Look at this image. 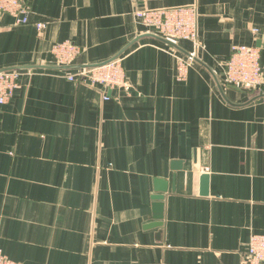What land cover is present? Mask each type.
<instances>
[{"label": "crops", "instance_id": "crops-1", "mask_svg": "<svg viewBox=\"0 0 264 264\" xmlns=\"http://www.w3.org/2000/svg\"><path fill=\"white\" fill-rule=\"evenodd\" d=\"M29 2V24L0 20V70L39 66L19 68L0 104V249L19 264H240L264 234V97L228 84L224 62L239 45L264 60V0ZM187 6L199 40L178 43L203 64L180 78L188 56L147 35L138 13ZM66 41L82 49L72 65L126 48L127 86L41 67L58 65L52 47ZM157 178L169 183L165 216L148 227Z\"/></svg>", "mask_w": 264, "mask_h": 264}, {"label": "built area", "instance_id": "built-area-1", "mask_svg": "<svg viewBox=\"0 0 264 264\" xmlns=\"http://www.w3.org/2000/svg\"><path fill=\"white\" fill-rule=\"evenodd\" d=\"M4 15H10L19 25H26L31 21L32 6L29 0H0V20ZM138 17L156 34L165 38L176 42L188 40L198 43V12L194 6L147 9L139 12ZM35 26L38 31H42L46 28L47 22L38 21ZM52 53L58 65H69L82 53V49L66 41L54 44ZM188 58L178 57L177 59V73L180 78H185L187 75L190 61L193 60ZM22 73L21 69L0 72V104L13 99ZM224 76L230 85L239 86L248 91L264 92V60L261 51L257 47L248 45L236 47L224 62ZM67 77L72 81L91 85L100 84L109 89L127 86L126 72L122 59L119 57L103 66L69 71ZM105 98L108 99L109 96ZM0 264L19 263L9 258L0 249ZM240 264H264V234L252 235Z\"/></svg>", "mask_w": 264, "mask_h": 264}, {"label": "water", "instance_id": "water-1", "mask_svg": "<svg viewBox=\"0 0 264 264\" xmlns=\"http://www.w3.org/2000/svg\"><path fill=\"white\" fill-rule=\"evenodd\" d=\"M147 35L153 36V37L165 42L166 44L172 46L173 48H175L179 52H182L184 55L188 56L189 58H192L194 61L202 63L201 60L196 55H194L191 52L186 51L184 48H182V46L178 42L173 41V40H171L169 38H165V37H163V36H161L159 34H156V33H150V34H147ZM125 49L126 48H124L120 52V54L114 56L113 58H111V59H109V60H107L105 62L98 63V64H87V65H79V64H73L72 65L71 64V65L41 66V67H51V68H56V69H80V68H85V67L103 66V65L109 63L110 61L118 58L123 53V51ZM35 67H39V66H19V67H15V68H11V69L35 68ZM4 70H9V69L8 68L7 69H2V70H0V72L4 71ZM218 82H219V80H218ZM219 86H220V83H219ZM262 97H264V92H261V93L255 95L251 99V101L257 100V99L262 98ZM180 163L181 162H173V164H174L173 165V169L181 168V164ZM174 183H175V175H174V178H173V190L175 189ZM201 187H202L201 193L203 195H207L209 193V175L208 174H204L202 176V178H201ZM168 190H169V183L167 182V180L160 179V178L155 179V192H156V194L153 196V200H154L153 216H154L155 222L151 223L148 227H161L163 225V219H164V216H165L164 199H165V194L168 192Z\"/></svg>", "mask_w": 264, "mask_h": 264}]
</instances>
